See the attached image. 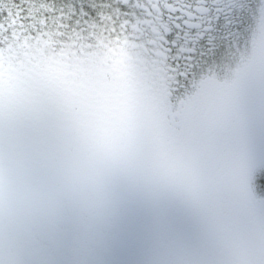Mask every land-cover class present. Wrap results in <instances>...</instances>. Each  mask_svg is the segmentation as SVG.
Instances as JSON below:
<instances>
[{"label": "rangeland", "instance_id": "rangeland-1", "mask_svg": "<svg viewBox=\"0 0 264 264\" xmlns=\"http://www.w3.org/2000/svg\"><path fill=\"white\" fill-rule=\"evenodd\" d=\"M134 3L138 116L108 85L79 117L55 101L0 119V264H264V0H200L230 43L178 63L165 0Z\"/></svg>", "mask_w": 264, "mask_h": 264}, {"label": "trees", "instance_id": "trees-1", "mask_svg": "<svg viewBox=\"0 0 264 264\" xmlns=\"http://www.w3.org/2000/svg\"><path fill=\"white\" fill-rule=\"evenodd\" d=\"M13 2L0 0V14L7 12ZM70 3L73 0H29L32 22H25L21 26V22L17 21L7 32H0L1 121L11 115L15 117L22 107L31 111L41 103L50 105L55 101L59 106V112L55 114L58 118L65 120L72 114L74 117L82 116L86 107L85 100L103 96L105 101V96H113L112 92L107 93L108 85L113 89L119 88L118 94L114 96L124 97L120 101L124 103L125 112L133 119L138 116L133 99L138 90L136 72L139 66L129 28L134 7H124L121 0V12L128 13L125 16L118 15L116 0H84L85 4L103 3L111 4L112 7L98 10L89 8L87 17H81L77 12L76 17L65 15L63 20L58 18L59 13L49 11L50 7H64L67 11ZM75 3L78 7L80 0H75ZM97 11L103 12V15H98ZM77 20L80 22L77 23ZM40 51L58 62L55 70H52L53 67L49 71L43 70ZM31 67L33 69L29 70ZM91 73L96 79H93ZM120 84H124L126 89L122 90ZM73 96L79 97L75 99L77 102H73ZM47 107L37 108L40 116L48 113ZM23 127L24 123L21 125ZM69 127V124L65 125L60 132ZM0 128L4 127L0 124ZM41 131L47 133L50 130ZM53 133L50 137L57 132ZM3 143L0 141V155L7 150L2 148ZM37 144L43 147L42 142ZM9 149L20 150L14 146ZM5 184L0 182V192L6 188Z\"/></svg>", "mask_w": 264, "mask_h": 264}, {"label": "snow or ice", "instance_id": "snow-or-ice-1", "mask_svg": "<svg viewBox=\"0 0 264 264\" xmlns=\"http://www.w3.org/2000/svg\"><path fill=\"white\" fill-rule=\"evenodd\" d=\"M215 2V0H214ZM200 0H184L183 4L178 6L175 0H165V7L160 8L159 3L156 8L159 9V15L162 19L170 21V26L164 33L168 50L175 55L177 63L184 58L185 48L191 50L193 56L200 58H215L218 53H221L230 43L229 35L231 30V19L225 13L221 15V7L216 4L215 7L208 11V17L203 22H198L196 13L199 11L197 5ZM121 0H116V11L118 15H128L127 12L120 10ZM124 7H136L138 4L134 0H123ZM111 8V4L95 3L85 4L84 0H80L77 7L75 0L67 5V11L64 7L56 9L50 7L52 13H59V18L64 19L65 15L70 18L76 17L77 12L81 17H87L89 12L87 9L94 10L102 8ZM31 6L29 0H14L7 12L0 14V32H7L14 27L17 21L21 22V26L25 22L31 23L33 16L30 14ZM186 11L187 15L181 13ZM168 12V16L164 13ZM172 13H175L173 15ZM98 15H103V12L97 11ZM80 21L77 20V23ZM189 36L192 38L190 39Z\"/></svg>", "mask_w": 264, "mask_h": 264}]
</instances>
